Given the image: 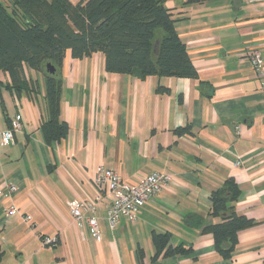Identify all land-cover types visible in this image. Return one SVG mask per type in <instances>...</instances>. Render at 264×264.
Listing matches in <instances>:
<instances>
[{"label": "crops", "instance_id": "crops-1", "mask_svg": "<svg viewBox=\"0 0 264 264\" xmlns=\"http://www.w3.org/2000/svg\"><path fill=\"white\" fill-rule=\"evenodd\" d=\"M165 5L197 76L111 73L102 52L67 51L56 68L58 122L68 128L59 139L42 129L51 118L47 67L24 65L28 88L0 71V133L22 124L11 143L0 140V264H264V69L249 61L253 50L264 57V0ZM99 166L129 184L153 170L173 174L174 183L135 223L122 218L112 230L111 197L94 182ZM227 181L225 214H213V192ZM99 195L86 212L98 218L96 238L77 225L68 202ZM12 206L19 213L7 216ZM231 213L254 223L239 230L226 257L206 228ZM154 233L191 251L155 259Z\"/></svg>", "mask_w": 264, "mask_h": 264}, {"label": "trees", "instance_id": "trees-1", "mask_svg": "<svg viewBox=\"0 0 264 264\" xmlns=\"http://www.w3.org/2000/svg\"><path fill=\"white\" fill-rule=\"evenodd\" d=\"M0 0V71L8 72L19 88H28L24 65L34 69L62 65L67 51L73 58L102 52L106 70L111 73L196 77L166 0ZM207 0H187L201 3ZM161 30V34H159ZM158 42V44H156ZM47 101L50 120L43 125L47 140L66 135L59 123L60 81L47 70ZM3 83L0 81V89ZM34 90V89H32ZM231 181L213 192L212 213L225 214ZM235 197L234 189L231 190ZM253 221L234 213L206 228L212 232L218 251L230 256L239 230ZM168 233H154V258L174 253L186 254L191 247L173 246Z\"/></svg>", "mask_w": 264, "mask_h": 264}, {"label": "built area", "instance_id": "built-area-1", "mask_svg": "<svg viewBox=\"0 0 264 264\" xmlns=\"http://www.w3.org/2000/svg\"><path fill=\"white\" fill-rule=\"evenodd\" d=\"M249 61L256 72H263L264 57L260 50L250 51ZM262 89L264 90V83ZM21 125V121L17 119L9 127L2 130L0 133L1 144L6 145L11 143L14 140L15 130L19 129ZM236 163L240 164L239 161ZM94 182L111 197V204L107 209V218L110 228L114 230L122 218L127 219L131 223H135L138 220L140 209L146 202L173 185L174 175L153 170L137 183L129 184L116 170L99 166L95 172ZM11 189L15 191L16 187L12 186ZM101 199L102 195H99L95 200L85 202L79 199H73L68 202L77 225L82 228L87 227L96 238H100L98 218L93 214L88 215L86 212L94 211ZM18 213V208L12 206L9 208L7 216H14ZM26 220L32 221V217L26 216Z\"/></svg>", "mask_w": 264, "mask_h": 264}, {"label": "water", "instance_id": "water-1", "mask_svg": "<svg viewBox=\"0 0 264 264\" xmlns=\"http://www.w3.org/2000/svg\"><path fill=\"white\" fill-rule=\"evenodd\" d=\"M47 70L51 73L54 74L56 72L55 66H53L51 63L46 64Z\"/></svg>", "mask_w": 264, "mask_h": 264}, {"label": "rangeland", "instance_id": "rangeland-1", "mask_svg": "<svg viewBox=\"0 0 264 264\" xmlns=\"http://www.w3.org/2000/svg\"><path fill=\"white\" fill-rule=\"evenodd\" d=\"M5 2H7V4H10V1L9 0H4Z\"/></svg>", "mask_w": 264, "mask_h": 264}]
</instances>
